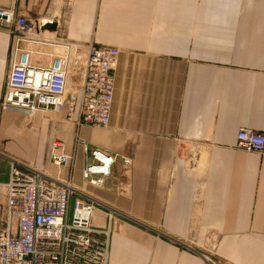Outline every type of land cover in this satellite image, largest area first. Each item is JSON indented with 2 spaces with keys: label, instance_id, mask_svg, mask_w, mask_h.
I'll use <instances>...</instances> for the list:
<instances>
[{
  "label": "crops",
  "instance_id": "1",
  "mask_svg": "<svg viewBox=\"0 0 264 264\" xmlns=\"http://www.w3.org/2000/svg\"><path fill=\"white\" fill-rule=\"evenodd\" d=\"M0 4L49 40L34 53L24 44L33 65L50 66L65 44L84 52V67L92 42L120 50L108 127L52 109L28 117L1 108L13 37L0 27V183L9 158L69 180L72 201L95 202L96 226L112 217L108 264H264V152L237 138L264 133V0ZM55 140L74 154L72 166L48 158ZM84 141L117 155L102 186L83 177Z\"/></svg>",
  "mask_w": 264,
  "mask_h": 264
},
{
  "label": "built area",
  "instance_id": "2",
  "mask_svg": "<svg viewBox=\"0 0 264 264\" xmlns=\"http://www.w3.org/2000/svg\"><path fill=\"white\" fill-rule=\"evenodd\" d=\"M0 27L13 37L11 68L1 100L3 111L19 110L32 117L41 108L52 109L65 112L70 120L78 113L79 124L108 127L118 48L90 43L82 83L73 87L67 55L55 57L50 66L31 63L23 49L34 36L29 17L18 14L14 5L0 4ZM237 138L238 147L264 152L263 132L241 129ZM82 145L87 155L83 177L91 185L102 186L117 155L86 141ZM0 155L6 157L1 149ZM47 156L58 167L73 165L74 154L61 140L51 143ZM9 159V180L0 183V264H108L112 217L107 225L96 226L95 202L81 198L72 201L74 188L69 180Z\"/></svg>",
  "mask_w": 264,
  "mask_h": 264
},
{
  "label": "bare ground",
  "instance_id": "3",
  "mask_svg": "<svg viewBox=\"0 0 264 264\" xmlns=\"http://www.w3.org/2000/svg\"><path fill=\"white\" fill-rule=\"evenodd\" d=\"M34 36H31L30 41L28 42L29 47L31 46V49H28L29 51L34 53V49L36 47L34 45H48L50 42L46 38H41L36 36L37 34H33ZM75 46L72 45L70 47H64L66 50V55L68 56L69 66H70V73L76 78V82H73L72 86L75 87L77 83H79L82 79L83 75V68H82V62L83 57L78 54V52H75ZM41 50V49H39ZM42 52L39 53L43 55L46 53V51L41 50ZM44 52V53H43ZM64 54V53H63ZM46 56V54H44Z\"/></svg>",
  "mask_w": 264,
  "mask_h": 264
},
{
  "label": "rangeland",
  "instance_id": "4",
  "mask_svg": "<svg viewBox=\"0 0 264 264\" xmlns=\"http://www.w3.org/2000/svg\"><path fill=\"white\" fill-rule=\"evenodd\" d=\"M75 48V52H78L79 55H81L82 57L84 56V52L81 51V49L77 46L74 47ZM57 53H60L61 55H66V50L65 49H58ZM64 53V54H63ZM82 68H84V63L82 62ZM72 74V73H71Z\"/></svg>",
  "mask_w": 264,
  "mask_h": 264
},
{
  "label": "water",
  "instance_id": "5",
  "mask_svg": "<svg viewBox=\"0 0 264 264\" xmlns=\"http://www.w3.org/2000/svg\"><path fill=\"white\" fill-rule=\"evenodd\" d=\"M55 25H53V27H54ZM24 59H25V56H24ZM56 64H58V62H56Z\"/></svg>",
  "mask_w": 264,
  "mask_h": 264
}]
</instances>
